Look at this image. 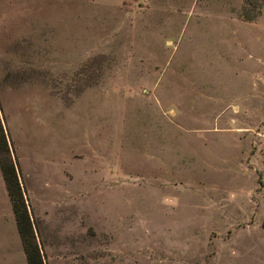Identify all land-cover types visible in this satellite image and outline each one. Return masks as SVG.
I'll return each instance as SVG.
<instances>
[{
	"label": "rangeland",
	"instance_id": "1",
	"mask_svg": "<svg viewBox=\"0 0 264 264\" xmlns=\"http://www.w3.org/2000/svg\"><path fill=\"white\" fill-rule=\"evenodd\" d=\"M65 3L64 65L0 77L44 264H264V0Z\"/></svg>",
	"mask_w": 264,
	"mask_h": 264
},
{
	"label": "crops",
	"instance_id": "2",
	"mask_svg": "<svg viewBox=\"0 0 264 264\" xmlns=\"http://www.w3.org/2000/svg\"><path fill=\"white\" fill-rule=\"evenodd\" d=\"M77 11L65 0H0V77L11 76L7 83L15 84L12 76L64 65L58 42L33 38H67L80 33V8ZM50 60L58 63L47 65ZM6 207L0 209V264H28L16 217L8 203ZM39 245L44 253L41 240Z\"/></svg>",
	"mask_w": 264,
	"mask_h": 264
},
{
	"label": "trees",
	"instance_id": "3",
	"mask_svg": "<svg viewBox=\"0 0 264 264\" xmlns=\"http://www.w3.org/2000/svg\"><path fill=\"white\" fill-rule=\"evenodd\" d=\"M0 168L12 208L17 221V227L23 242L28 264H44L40 246L36 240L34 225L25 202L16 165L10 154V148L4 128L0 122Z\"/></svg>",
	"mask_w": 264,
	"mask_h": 264
}]
</instances>
